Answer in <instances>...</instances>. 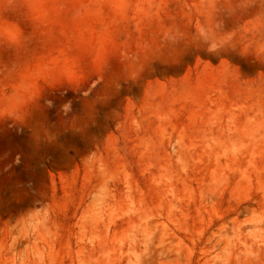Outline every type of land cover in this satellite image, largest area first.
Listing matches in <instances>:
<instances>
[{"label":"rangeland","instance_id":"374dc122","mask_svg":"<svg viewBox=\"0 0 264 264\" xmlns=\"http://www.w3.org/2000/svg\"><path fill=\"white\" fill-rule=\"evenodd\" d=\"M242 5L0 0V264H114L78 228L105 178L126 177L148 212L174 209L190 253L212 219L264 192V6ZM222 172L240 186L212 200ZM106 187L100 200L126 199L110 216L129 210V185Z\"/></svg>","mask_w":264,"mask_h":264},{"label":"bare ground","instance_id":"6f19581e","mask_svg":"<svg viewBox=\"0 0 264 264\" xmlns=\"http://www.w3.org/2000/svg\"><path fill=\"white\" fill-rule=\"evenodd\" d=\"M214 1L210 0L211 3ZM242 2L244 3L242 6L249 8L252 14L264 6V0H242ZM121 3V1L119 3L113 1L109 2L108 6L118 12L122 7ZM150 8L152 3L143 4L140 13L150 18ZM229 8L230 5L226 9ZM125 13L122 14L125 16ZM207 19L208 29L215 32L218 21L214 17ZM215 35L221 36L222 32H215ZM177 152L178 155L181 154L179 150ZM254 156L250 157L251 165L256 162ZM95 157L98 158L97 162L99 160L102 162L103 172L106 169L108 171L109 167L105 165V160L101 156ZM254 167L256 168L255 165ZM258 176L259 173H253L251 169L246 172V180L249 184ZM105 179H102L103 184L95 188L94 185L92 186L88 197L95 196V201L100 200L99 190L106 185H123L125 188L129 185L131 192L126 196L132 206L127 211L123 209L125 212L118 213L116 217L110 216L114 210L121 209L120 203L125 204L126 199L120 193L117 195L108 193L100 200L99 214L94 215L91 212L95 201L90 198L92 201L85 204V209H82L86 210L85 214L78 221L82 249L88 255L99 250L105 253L116 252L114 264H264V192L252 195L241 205L231 206L228 213L212 219L209 228L202 233L197 242V250L190 253L185 246L183 229L174 209L162 206L160 209H152L148 212L143 207L141 199L135 197L133 184L126 177L120 176L112 182ZM215 181H217L216 176L210 180V183L212 182L213 185ZM99 183L97 182V185ZM238 186H240L239 181L237 184L236 181L232 182L231 176L222 172L219 187L212 200L222 199L226 192L236 191Z\"/></svg>","mask_w":264,"mask_h":264}]
</instances>
